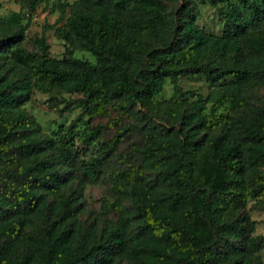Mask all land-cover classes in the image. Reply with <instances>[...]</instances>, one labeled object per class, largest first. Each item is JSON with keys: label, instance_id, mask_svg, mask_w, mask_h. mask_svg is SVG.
Masks as SVG:
<instances>
[{"label": "trees", "instance_id": "obj_1", "mask_svg": "<svg viewBox=\"0 0 264 264\" xmlns=\"http://www.w3.org/2000/svg\"><path fill=\"white\" fill-rule=\"evenodd\" d=\"M25 1L32 14L43 0ZM77 2L82 9L70 8L67 17V5L54 3L55 22L64 21L54 31L66 45L61 60L48 54L46 28L33 40L36 51L24 49L22 8L0 18V264H259L264 238L252 236L243 209L264 198V101L251 106L245 91L264 88V0H198L216 10L219 36L198 28L185 1L172 17L170 0ZM130 11L146 18L128 21ZM71 49L94 64L72 58ZM182 76H201L212 87L208 114L200 99L185 100L181 111L155 100L166 82L185 97ZM35 93L49 96L52 107L61 103L58 115L72 106L80 112L43 136L23 109ZM53 93L78 97L59 102ZM218 107L223 114H214ZM109 115L105 126L115 131L104 141L105 126L91 120ZM145 118L161 126L145 132L136 149L141 163L113 171L117 198L100 200L118 213L127 200L131 214L111 226L86 222L84 182L69 167L79 160L84 174H97Z\"/></svg>", "mask_w": 264, "mask_h": 264}, {"label": "rangeland", "instance_id": "obj_2", "mask_svg": "<svg viewBox=\"0 0 264 264\" xmlns=\"http://www.w3.org/2000/svg\"><path fill=\"white\" fill-rule=\"evenodd\" d=\"M56 1L66 4L67 7L64 9V16L67 17L70 8L73 9L79 8L81 5L77 0H43L36 11L32 14H28L26 9L25 0H0V18L7 16L9 13H18L20 8H22L23 19L22 23L28 22L27 27L24 31V43L22 44L26 51H36L33 40L38 38L41 34V30L46 28L44 31L45 43L47 44L48 54L50 57L61 60L63 59V53L65 50V42L56 38L54 31L64 24V21L56 23L55 20L59 15L57 7L54 5ZM185 1L194 9L195 21L194 23L198 26L200 30L204 33L219 36L221 34V23L217 12L215 9H212L207 4H200L198 0H170L167 6V14L169 17H172V12L178 6V2ZM86 8V6H83ZM88 9V6H87ZM30 15V19H27ZM125 19L128 21H140L146 18V15L136 14L134 12H129L125 16ZM264 30V25L262 27ZM244 53H247V47H244ZM72 58L77 59L83 63L94 64L95 59L87 52L78 51L71 49ZM179 87L187 95L183 98L173 93L171 85L166 82L163 86L162 92L155 98V100L163 106L174 105V108L187 109V103L192 104L200 99L203 103V112L208 114L213 101L210 92L213 90L212 87L206 83L203 77L201 76H182L179 79ZM211 90V91H210ZM196 94L197 97H189L188 94ZM57 98L56 101L61 102V99L65 101H71L76 99L78 96L75 94H57L53 93ZM245 96L248 103L253 107H259L264 101V88L250 86L245 91ZM185 100H187L185 102ZM55 101H50L49 96L42 95L39 93L33 94L31 100L23 106L24 111L31 117L33 122L38 125L40 134L47 137H52L58 130L59 127L67 125L71 120H73L80 110L72 106L68 112H65L63 115H58L56 110L62 108V104L57 105V107H52L55 105ZM223 107H218L214 114H223ZM155 116H151L154 118ZM112 115L108 117L104 116L99 119L91 120V123H100L103 127L107 122L110 121ZM86 117H83L82 122L79 126L85 125ZM156 122V123H155ZM155 122L147 121L146 118L142 119V123L145 125V128L139 131V128L133 129L130 132L125 133L121 142L116 147L115 155L112 159L108 161V164L98 165V173L90 174L83 173L82 166L79 160H76L69 167L68 171H71L72 178L81 177L84 182L83 189V198H84V208L85 212L81 214V219L86 222H90L92 219L97 220L98 224L102 226V223L114 225L117 221L122 220L124 217L131 214L129 208V202L123 200V212H113L108 209L102 208L100 205L101 199H107L113 201L117 198L116 193L113 191V182L111 180L110 174L115 170L127 169L129 167H137L141 162L139 157L136 154V149L141 148L148 139L147 129L152 128L154 131L158 130V127L161 126V121L156 119ZM105 133L103 134V140L107 141L114 135L115 128L104 127ZM159 141H157L158 143ZM157 150L160 152L159 148ZM95 149L92 148L90 152L94 153ZM82 153L79 152V159L82 158ZM129 156L124 159L123 163L116 160L117 156ZM82 159L85 160L83 157ZM147 180H149L153 185H156L155 174L147 172L144 174ZM75 180H73L74 184ZM249 220L254 224V233L252 236L263 237L264 238V198L260 201L259 204H255L254 201H247L243 209ZM130 228L128 229V231ZM255 257L258 259L259 264H264V241L260 250L255 254ZM133 263L132 261H127L126 259L122 260V264ZM119 264V261L117 262Z\"/></svg>", "mask_w": 264, "mask_h": 264}]
</instances>
